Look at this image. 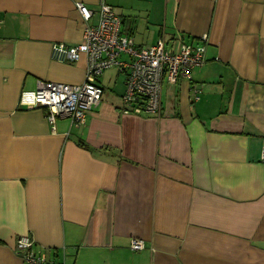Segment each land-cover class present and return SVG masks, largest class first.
I'll return each mask as SVG.
<instances>
[{"label": "crops", "instance_id": "crops-1", "mask_svg": "<svg viewBox=\"0 0 264 264\" xmlns=\"http://www.w3.org/2000/svg\"><path fill=\"white\" fill-rule=\"evenodd\" d=\"M99 0H0V264L15 237L64 264H264V0H106L136 47L205 44L188 78L162 80L160 115L123 114L125 75L101 73L83 124L19 103L37 81L81 83ZM131 238L144 247L132 250Z\"/></svg>", "mask_w": 264, "mask_h": 264}, {"label": "built area", "instance_id": "built-area-1", "mask_svg": "<svg viewBox=\"0 0 264 264\" xmlns=\"http://www.w3.org/2000/svg\"><path fill=\"white\" fill-rule=\"evenodd\" d=\"M98 2L100 10L94 24L86 22L91 11L75 3L85 21L80 42L74 45L56 42L50 47V57L57 62L72 63L83 55L84 80L81 83L37 81L34 90L19 95V103L46 109L45 117L52 130L57 117H66L74 125L84 123L88 111L100 101L102 87L97 79L107 68L116 67L125 75L120 108L123 114L159 117L162 80L174 83L180 77L188 78L192 68L204 63V43H183L175 50L160 36L151 45L136 47L131 38L121 33L120 18L106 5V0ZM259 158L264 161V144ZM14 244L23 250L22 264H64L47 259L44 253L33 252V243L25 235L16 236ZM129 247L140 250L144 244L141 239L131 238Z\"/></svg>", "mask_w": 264, "mask_h": 264}]
</instances>
